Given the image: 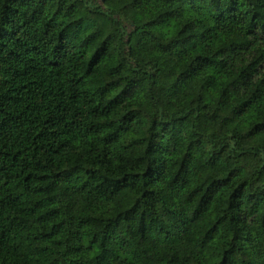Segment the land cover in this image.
I'll use <instances>...</instances> for the list:
<instances>
[{"label":"trees","instance_id":"trees-1","mask_svg":"<svg viewBox=\"0 0 264 264\" xmlns=\"http://www.w3.org/2000/svg\"><path fill=\"white\" fill-rule=\"evenodd\" d=\"M0 264H264V0H0Z\"/></svg>","mask_w":264,"mask_h":264}]
</instances>
